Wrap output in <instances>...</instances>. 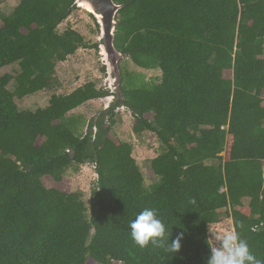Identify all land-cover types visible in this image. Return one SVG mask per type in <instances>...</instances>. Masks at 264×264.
I'll return each mask as SVG.
<instances>
[{
    "label": "trees",
    "instance_id": "obj_1",
    "mask_svg": "<svg viewBox=\"0 0 264 264\" xmlns=\"http://www.w3.org/2000/svg\"><path fill=\"white\" fill-rule=\"evenodd\" d=\"M113 1V44L134 72L119 61L123 100L89 123L70 113L109 96L94 83L33 112L16 104L50 89L57 63L98 50L71 28L58 33L75 0L0 12V70L19 68L0 76V264H206L222 210L264 260V0ZM153 70L157 83L142 75ZM121 105L132 133L162 147L150 189L131 146L110 137ZM86 163L97 176L88 218L79 193L43 184ZM145 208L158 210L170 242L183 233L177 253L133 242L129 221Z\"/></svg>",
    "mask_w": 264,
    "mask_h": 264
},
{
    "label": "rangeland",
    "instance_id": "obj_2",
    "mask_svg": "<svg viewBox=\"0 0 264 264\" xmlns=\"http://www.w3.org/2000/svg\"><path fill=\"white\" fill-rule=\"evenodd\" d=\"M19 0H0V12L3 15H9ZM1 27V23H0ZM71 28L81 36L85 42L92 45H99V29L95 19L88 14L83 8L77 7L66 21L58 27V33H62L65 29ZM128 64V65H127ZM103 62L99 55V49H79L74 55L67 58L63 63H57L55 70L51 76V87L48 90L38 92L34 95L27 96L21 101H16L19 110L35 111L48 106V101L51 95H67L73 90L83 86L86 83H94L99 88L108 89L107 75L102 72ZM120 67L128 72H134L130 67L128 59H123L120 62ZM19 71L17 65H11L0 70V76L4 74L15 75ZM145 81H149L159 76L157 70L145 71L142 73ZM226 79L231 78L230 72H224ZM14 83H10L8 89L12 91ZM106 101L104 99L94 100L86 103L70 113L82 116L85 122L98 119V114L105 109ZM111 104V103H110ZM110 106V105H109ZM115 122L112 128L110 137L119 139L122 142L129 144L132 148V158L136 161L139 170L143 177V185L146 189H150L157 182L152 172L150 171V161L162 152V147L158 143L156 137L151 133H143L139 136L134 135L131 131V117L123 110L117 109ZM150 120V117L147 116ZM86 125V124H84ZM86 127L83 132L85 133ZM96 174L91 164L86 163L77 165L74 168L68 169L63 177V180L54 184L50 179H44L43 184L46 188H55L66 193H79L81 199L87 208L86 216L89 217L90 211V192L96 186ZM247 204L246 202L244 203ZM229 211L222 210L221 218L217 224L209 227V241L212 246L213 241L210 240L211 233L219 236L225 231L232 230V224L229 217L226 216Z\"/></svg>",
    "mask_w": 264,
    "mask_h": 264
},
{
    "label": "clouds",
    "instance_id": "obj_3",
    "mask_svg": "<svg viewBox=\"0 0 264 264\" xmlns=\"http://www.w3.org/2000/svg\"><path fill=\"white\" fill-rule=\"evenodd\" d=\"M130 237L140 248L152 245L164 248L169 254L177 253L181 248L183 233L170 242L166 224L155 208H145L129 221ZM213 244L206 264H264L250 250L248 242L239 231L232 229L216 236L211 233Z\"/></svg>",
    "mask_w": 264,
    "mask_h": 264
},
{
    "label": "water",
    "instance_id": "obj_4",
    "mask_svg": "<svg viewBox=\"0 0 264 264\" xmlns=\"http://www.w3.org/2000/svg\"><path fill=\"white\" fill-rule=\"evenodd\" d=\"M75 6L79 8L89 7L91 13H89L96 21L99 29V55L105 67L107 75L109 96L104 100L105 109H107L110 103L119 100L122 102L123 95L120 91V72L118 63L120 60L126 58L125 55L118 52L114 47V33L116 27V16L121 5L116 4L113 0H75ZM119 110H123V106L118 107Z\"/></svg>",
    "mask_w": 264,
    "mask_h": 264
},
{
    "label": "bare ground",
    "instance_id": "obj_5",
    "mask_svg": "<svg viewBox=\"0 0 264 264\" xmlns=\"http://www.w3.org/2000/svg\"><path fill=\"white\" fill-rule=\"evenodd\" d=\"M84 10H85L88 14L91 13L89 7H84ZM105 100H106V99H105Z\"/></svg>",
    "mask_w": 264,
    "mask_h": 264
},
{
    "label": "crops",
    "instance_id": "obj_6",
    "mask_svg": "<svg viewBox=\"0 0 264 264\" xmlns=\"http://www.w3.org/2000/svg\"><path fill=\"white\" fill-rule=\"evenodd\" d=\"M92 102V101H91Z\"/></svg>",
    "mask_w": 264,
    "mask_h": 264
}]
</instances>
